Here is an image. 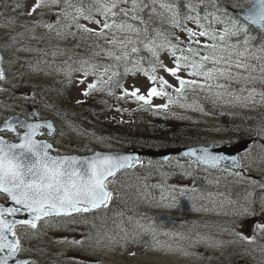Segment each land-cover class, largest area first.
<instances>
[{"label":"snow or ice","instance_id":"snow-or-ice-1","mask_svg":"<svg viewBox=\"0 0 264 264\" xmlns=\"http://www.w3.org/2000/svg\"><path fill=\"white\" fill-rule=\"evenodd\" d=\"M22 7L25 5L16 4L17 9ZM45 8L56 9L52 21L41 23L34 19V28L63 29L70 20L69 27L75 25L84 36L95 37L90 47L110 61L82 59L73 62L76 67L64 62L67 75L83 73L78 83L84 85L85 97L94 92L112 95L119 88V99H132L157 112L170 105L203 112V102L242 109L264 105V0H246L244 4L239 0L230 4L223 0H35L27 15L43 18L45 12L40 10ZM67 34L76 35L56 32L57 36ZM161 52L171 58V66L161 60ZM4 62L0 56V82H8L10 75ZM159 70L174 78L173 82L159 75ZM137 72L149 81L145 93L139 88L123 87L124 76ZM89 77L95 79L89 82ZM153 98H164L166 102L153 104ZM38 116V112L31 111L25 118H6L0 127V198L4 200L0 203V264H32L23 258L29 251L24 247L28 230H38V222L74 214L85 217L87 223V214L109 209L114 202L116 194L110 186L118 173L142 163L132 155L102 151L86 155L61 153L55 146L53 121L37 119ZM5 134H14L16 142L6 139ZM44 137H51L52 142ZM184 155L194 157L198 165L230 171L244 168L240 160L249 157L250 149L242 157L214 153L207 147L189 148ZM247 170H252L251 164ZM230 174L249 179L264 190V177H244L241 171ZM188 191L196 190L173 187L168 196H161L157 206L179 211L180 198ZM9 201L11 206H6ZM231 203L238 217L256 215L255 200H246L243 205ZM259 204L264 212V197ZM21 213L27 218H17ZM128 223L133 235L137 231L151 234L154 245L170 248L156 239L164 227L162 219L157 223L154 217H129ZM18 227L26 231L20 234ZM257 227L264 232V223ZM236 235L249 243L255 239L242 232ZM101 242L96 240L97 245Z\"/></svg>","mask_w":264,"mask_h":264},{"label":"rangeland","instance_id":"rangeland-1","mask_svg":"<svg viewBox=\"0 0 264 264\" xmlns=\"http://www.w3.org/2000/svg\"><path fill=\"white\" fill-rule=\"evenodd\" d=\"M242 1L243 4L246 3V0H239L241 4ZM86 2L90 3L91 0ZM232 2L234 0H223L224 4ZM17 3L25 7L17 9ZM33 3L35 0H0V44L2 46L3 40H6L4 68L6 72H11L8 82H0V88L7 89L0 91V121L15 110L26 108L29 113L39 108L53 112L56 116L55 146L61 153H81L85 146L92 150L107 148L97 142V139L111 140L112 144L118 145L117 149L123 148L126 138L116 142L100 134L102 129L97 132V126L109 123L134 134L141 127L140 114L153 116L157 111L142 107L141 103L129 98L119 99L122 93L119 88L114 89L112 95L94 92L85 97L82 94L84 85L78 83L83 73L72 72L70 76L67 75L68 69L64 62L67 61L76 67L73 62L82 59L91 58L103 63L110 61L104 53L96 55L90 47L94 44L95 37L84 36L77 31L75 25L69 27L70 20L66 21L63 29L57 27L48 30L42 26L34 28V19L40 20L41 23L50 22L56 9H41L40 11L45 12L43 18L35 14L28 16V10ZM80 23L87 22L81 20ZM88 26L94 27L91 24ZM57 31L76 35L57 36ZM99 43L103 45L104 41ZM10 55L17 57L18 61L15 62ZM160 58L171 66V58L166 52H161ZM7 62H11L9 71L6 69ZM159 75H165L170 82L174 80L163 70H159ZM93 79L95 78H88L89 82ZM122 84L129 90L139 88L141 93H145L149 81L142 73L137 72L124 76ZM39 85L44 86L49 93L52 90V102L56 103L57 100L63 104H59L64 108L62 112H56L46 93L38 94ZM165 102L164 98H153V104ZM262 107L264 105H257L255 108L259 110ZM169 109L182 111L191 119L200 121L202 125L205 122H216L212 115L191 108L170 105ZM238 122L241 120L238 119ZM258 125L261 126L259 141L250 147L249 157L240 160L245 168L243 176L252 179V175L264 172V161L261 160V157H264V132H261L264 129V113L257 123L248 128L254 131ZM141 162L118 173L116 182L110 186V190L116 195L109 209L95 210L87 214V223L85 217L78 215L56 217L49 219L47 223H38V230H28L29 236L24 240L27 242L25 248L34 247L33 253L36 256H48L51 262L52 258L56 257V264H237L241 258L252 264H264V232L257 227L258 224L264 223V212L260 211V204L253 205L256 215L238 217L234 214L235 208L231 202L243 205L246 200H252V193H249L250 196L246 199H236L221 189L222 180L232 175L230 171H236L213 173L207 170V167L182 156L173 157L168 161L144 158ZM165 163L169 164L166 166L168 171L164 169ZM249 164L251 171L247 170ZM142 170H147L151 175L141 173ZM176 170L182 171L186 179L189 173L198 172L216 184L219 190L200 188L195 192H186V195L180 198L179 211L158 207L161 196H168L173 187L193 186L190 180L181 183L176 176H171ZM188 196H193L194 199L190 200ZM2 201L3 198H0V202ZM173 214L180 218L196 217L197 222L205 218L208 220L201 225L200 234L196 233L198 227L193 224L179 225L172 231L168 227V218ZM142 216L154 217L157 223L163 220L164 227L156 239L164 245H170V248L154 245L151 234L141 235L139 231L135 235L132 234L128 218L138 220ZM216 219L218 220L214 224L211 220ZM220 219L226 222L238 221L239 224L235 228H231L228 223L219 227ZM17 231L22 234L26 229L18 228ZM237 232L249 237L254 236L255 239L251 243L243 241L239 236H234ZM175 236L179 239L174 240ZM97 239H101L100 245L96 244ZM72 241L84 243L74 244Z\"/></svg>","mask_w":264,"mask_h":264},{"label":"trees","instance_id":"trees-1","mask_svg":"<svg viewBox=\"0 0 264 264\" xmlns=\"http://www.w3.org/2000/svg\"><path fill=\"white\" fill-rule=\"evenodd\" d=\"M230 4V3H229ZM243 4V1H242ZM12 57V56H11ZM81 57V56H80ZM11 59L18 60L15 57ZM14 60V61H15ZM9 71V68L7 69ZM10 72V71H9ZM11 75V72H10ZM38 87V94L42 95L43 93L47 94L50 102L54 100L52 90L49 91L42 85ZM50 87V86H49ZM36 101L39 102V99ZM56 100L52 102V107L56 108V112H62L64 109L63 104ZM207 104V105H206ZM204 106V114L212 115L216 122L220 121L217 125L213 126L214 123H206V125H202L200 121H196L193 118L191 119L184 112L174 109L160 110L153 116H149L145 113L140 114L141 127L134 133H130L123 129L120 126L112 125L109 123L100 124L97 126V132L102 131L100 134L103 136L113 139L118 142L123 138L124 147H135L137 144L144 145L146 147H168V146H184L190 144H198V143H231L236 142L241 139L251 138L255 141H258L260 138L258 132L260 133L261 126H257L256 130L252 131L248 127L257 123L258 120L262 117L264 111L262 109L257 110V108L253 109H242V108H232L228 106H213L211 103L203 102ZM174 113V115H173ZM243 118L241 122H238L237 118ZM139 120V121H140ZM215 122V123H216ZM201 124V125H200ZM198 125V126H197ZM262 135V134H261ZM97 142L102 143L105 149L112 148L117 149V144H112L111 140H100L97 139ZM89 149L91 152L93 151L91 148L87 146L84 147V150H81V153H88L85 149ZM80 153V152H77ZM165 165V171H168L169 164ZM207 170L212 171L213 173H221L225 171V169H213L208 168ZM141 173H146L147 175H151L147 170L140 171ZM171 176H176L177 180L181 183L185 181H192L193 186L191 189H218L216 184L208 181V178L201 175L198 172L189 173L187 179L184 176V173L180 170H176L171 174ZM148 179H150L148 177ZM221 189L226 190V192L236 199H246L249 193H252V200H255L256 203L254 205H259V201L261 197H264V193L262 189L257 186L251 184L248 179H241L234 175H228L226 179L221 182ZM219 190V189H218ZM263 194V195H262ZM250 196V195H249ZM251 199V197H250ZM114 203V202H113ZM208 218H205L201 222H198L196 226L199 231L201 230V225L205 224ZM211 220L214 224L217 221ZM228 223L231 228H235L239 223L238 221L235 223L231 220L226 222L225 220L220 219L218 226ZM185 225H190L189 222L185 223ZM237 236V235H234ZM234 236H232L234 238Z\"/></svg>","mask_w":264,"mask_h":264},{"label":"water","instance_id":"water-1","mask_svg":"<svg viewBox=\"0 0 264 264\" xmlns=\"http://www.w3.org/2000/svg\"><path fill=\"white\" fill-rule=\"evenodd\" d=\"M0 56H3L1 49H0ZM14 116H18L20 118H25L20 114H12L8 118L14 117ZM41 120H43V119H41ZM49 120H52L54 123L53 119L49 118ZM2 126H3V123L0 124V127H2ZM55 128H56V126H55ZM6 139H8V138H6ZM251 141L252 140L250 138H247V139H241V140H239L237 142H233V143L193 144V145H184V146L151 147V148L146 147V146H135V147L121 148V149H100V148H97V149H94L93 151H102L105 153H117V154H121V155H132L134 157H137L139 160H141V158H143V157H146V158H150V159H154V160L168 161L171 158H173L174 156H182V157H186V158L195 160L194 157H188V156L184 155V153L187 152V150L189 148L199 149L202 147H207L209 149V151L214 152V153H223L224 155H227V156H240L242 153L245 152L246 149L249 148ZM14 142H16V141H14ZM69 154L86 155V154H91V152H88V153H69ZM230 163H231L230 161H225V165H230ZM203 166L208 167L206 165H203ZM209 168H211V167H209ZM221 168H224V167H221ZM215 169H219V168H215ZM231 170L243 171L244 168L243 169H231ZM261 177H264V173L255 175L256 179H260ZM6 206H11V202L9 201ZM17 218H27V217H26V214L21 213L18 215ZM237 264H252V263L250 261H248L247 259L242 258V259L238 260Z\"/></svg>","mask_w":264,"mask_h":264},{"label":"flooded vegetation","instance_id":"flooded-vegetation-1","mask_svg":"<svg viewBox=\"0 0 264 264\" xmlns=\"http://www.w3.org/2000/svg\"><path fill=\"white\" fill-rule=\"evenodd\" d=\"M4 45H6V40H3L2 46L0 44V48L2 49V47ZM4 48H6V46H4ZM5 56H6V54H4V56H3L4 57V61H6ZM4 64H5V62H4ZM262 110L264 111V107H262ZM28 111H26V108H23V109H20V110H15L13 113L21 114L22 116L24 115L26 117L27 114H28ZM35 111L39 113V116L37 118H40V119L52 118L54 120L55 124H56V116H55V114L53 112L51 113L49 111L48 112L47 111H42L39 108H38V110H35ZM10 114H12V113H10ZM3 119H4V117H3ZM3 119L0 121V124L5 120V119L4 120ZM54 136L56 137V132L54 133ZM5 137L8 138V139H10V140H12L13 142L15 141L14 134L13 135L5 134ZM44 138L49 139V141L50 140L52 141V138L51 137H44ZM178 188H182V187L178 186ZM186 189H188V188H186ZM175 217H177V219ZM55 218L56 217H54V219ZM42 222L43 221L38 222V223H42ZM188 222H189V224H193L195 226L198 223L196 221V217L190 218V216H188V217L180 218L179 216H176V214H173V216H171L170 218H168V227L170 228V230L175 231L179 225H183L184 226L185 223H188ZM196 233L200 234L199 230H197ZM173 239L174 240H177V239H179V237L175 236ZM26 245H27V242L24 241V247ZM30 248L31 247H29V248L26 247V249H29V251L26 252L27 255H24L23 254V257L24 258H29L30 261L32 262V264H56V257H53L52 258V260H53L52 262L50 260H48V256H40V258H39V256H36L33 253V251L35 250V248L34 247L32 249H30ZM93 260H94V258H93ZM148 264H150V262Z\"/></svg>","mask_w":264,"mask_h":264},{"label":"bare ground","instance_id":"bare-ground-1","mask_svg":"<svg viewBox=\"0 0 264 264\" xmlns=\"http://www.w3.org/2000/svg\"><path fill=\"white\" fill-rule=\"evenodd\" d=\"M7 61H8V60H7ZM11 61H12V60H11ZM10 63H11V62H10ZM10 63L8 62L7 65L10 64ZM206 105H207V104H206ZM237 119H239V120L242 121L243 118L239 117V118H237ZM219 122H220V121L214 123L213 126L217 125ZM204 125H206V123H204ZM197 126H198V125H197ZM175 218L177 219V217H175ZM173 220H174V219H173ZM174 222H175V221H174ZM175 223H176V222H175ZM171 232H172V231H171ZM166 243H167V242H166Z\"/></svg>","mask_w":264,"mask_h":264}]
</instances>
